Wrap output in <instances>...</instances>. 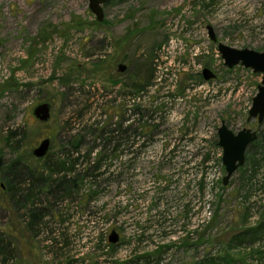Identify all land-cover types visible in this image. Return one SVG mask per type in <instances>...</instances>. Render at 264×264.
<instances>
[{"label": "rangeland", "instance_id": "1", "mask_svg": "<svg viewBox=\"0 0 264 264\" xmlns=\"http://www.w3.org/2000/svg\"><path fill=\"white\" fill-rule=\"evenodd\" d=\"M102 8L98 23L88 0H0V264H116L162 247L170 249L147 264L205 258L264 264V226L255 239L234 241L264 224V120H248L262 76L227 69L217 51L221 43L264 53V0H106ZM151 56V84L139 93L126 89L127 73L146 72L137 63ZM205 68L215 79L203 80ZM125 98L161 107L149 111L155 135L144 143L123 141V152L104 167L109 173L54 201L55 189H40L36 179L63 177L48 165L65 158L72 136H81L83 150L102 145L93 124L104 110L124 113ZM44 102L51 117L40 123L32 110ZM146 115L141 126L154 123ZM222 123L235 134L250 129L258 136L226 186L217 135ZM44 139L49 151L36 159L32 151ZM11 182L18 191L34 189V201L21 199L19 212L8 201ZM91 191L97 193L85 207ZM33 206L45 211L31 229ZM112 231L121 244L114 251L104 246L102 254L97 239L109 244ZM141 233L151 238L137 247Z\"/></svg>", "mask_w": 264, "mask_h": 264}, {"label": "trees", "instance_id": "2", "mask_svg": "<svg viewBox=\"0 0 264 264\" xmlns=\"http://www.w3.org/2000/svg\"><path fill=\"white\" fill-rule=\"evenodd\" d=\"M212 3L214 0H211ZM106 2V1H105ZM137 66L139 68L146 66V72H140L138 69H135V72H128V82L126 83L125 88L126 89H133L135 92L139 93L143 91L147 86L151 84V82L154 79V72H155V63H154V56H151L149 60L144 62L142 65L140 63H137ZM141 66V67H140ZM143 76V77H142ZM145 76V77H144ZM142 81L144 83H142ZM131 87V88H130ZM154 102L151 103L153 105ZM107 105V103H103V106ZM112 106V105H111ZM122 108L125 109V112L121 113L120 115L115 113L116 111H113V114L106 115L102 111V114L98 116V120L93 124L95 128L91 129V132L93 131L94 137H96L98 140H102V145H96L94 147H91L89 150H83V139L80 135H74L72 136L69 141L67 142V149L65 151L66 156L65 158H62L61 161H57L53 163L52 165H48V168H50L51 172L55 174V176H58L60 172L63 173V177H56V179L51 180V176L49 175L48 178H42L39 177L36 179V181L40 182L39 186L40 189L44 190L45 188H52L55 189V193H52V198L54 201L61 200L59 198V193L62 194H68L70 192H73L75 194L76 190H78V187L84 184L85 181L88 182L89 185H92L96 183V180L100 177H104L108 172V169L104 170V167L107 165H111L112 163L107 162L109 161L110 155H114L117 153H122L123 151L120 150L122 147L121 143L123 141L128 142H140L144 143L145 140H148V137L154 136L155 132L154 129L158 127V125H155V120L149 117V111H157L160 110V106H153V109H146L142 108L139 104L130 103L125 98L122 103ZM129 112V113H127ZM148 114L146 115V113ZM148 118L153 124H146L141 126V122L144 121L142 118L145 117ZM117 117H120L118 120ZM106 118V119H105ZM105 119V120H104ZM114 119H117V122L114 121ZM104 120V121H102ZM108 120V122H107ZM149 122V121H147ZM113 127V129H111ZM147 127V128H146ZM12 138V135L7 139V141L10 142V139ZM135 140V141H133ZM257 141V140H256ZM256 141L254 142L256 144ZM253 143V144H254ZM128 152V150H126ZM112 157V156H111ZM264 157V156H263ZM46 161H50V158L48 156L46 157ZM258 162V161H256ZM256 162H253V165L256 166ZM130 166V163L128 164ZM127 166L126 170H129L130 167ZM122 168L119 167V171ZM256 169V168H255ZM115 174V172H113ZM51 174V175H53ZM203 182V181H202ZM11 185L9 188H6L8 191V201L13 206V210L15 212L20 211V202L23 199L24 201L30 202L34 201V189L30 187L24 186L20 191L17 189V182L15 183L11 182ZM201 183V189L202 188ZM19 186V185H18ZM72 193V195H73ZM97 192L91 191L90 194L88 193V200L85 201V207L90 204V199L96 194ZM21 197H20V195ZM18 195V198H17ZM92 196V197H91ZM20 197V198H19ZM23 207V206H22ZM25 207V206H24ZM45 209L33 206L28 211V215L30 217L29 227L33 229L38 223L41 222V218L44 214ZM38 221V222H37ZM163 224L167 221L162 220ZM162 227L163 228V225ZM264 224H262L258 228L249 229L241 232L240 234H237L234 237V241H237L238 243H243L246 239H248L250 236H253L255 239L258 237L259 229L263 228ZM165 228V227H164ZM166 234V233H165ZM145 234H138L135 238V244L137 247L145 242L147 238H151V235ZM166 236V235H165ZM145 238V240H144ZM105 243V245H103ZM121 244L118 243L116 245H109L106 243L105 240H103V236L100 235V237L97 239L96 247L98 251H101L102 254H105L103 251L104 246H107L108 248H111V251H114L117 246ZM134 244L130 243V245ZM135 247V246H134ZM170 249V247H162L159 251H155L152 254L148 255H140L136 257L135 259L129 260L127 262L122 263H116V264H141L144 262L147 264L152 258L162 259V257L167 253V251ZM105 256V255H103ZM159 260V261H160ZM218 261V260H217ZM216 261L215 258H205L202 259L194 264H220ZM115 263V262H114Z\"/></svg>", "mask_w": 264, "mask_h": 264}, {"label": "water", "instance_id": "3", "mask_svg": "<svg viewBox=\"0 0 264 264\" xmlns=\"http://www.w3.org/2000/svg\"><path fill=\"white\" fill-rule=\"evenodd\" d=\"M106 0H88V8L94 15L96 21L101 23L104 19L103 4ZM208 36L211 42H216V37L211 26L207 27ZM217 51L223 61L224 67L233 69L240 66L249 69L254 74H261L262 79L257 87V93L252 99V104L248 112V120L255 119L258 124L264 120V53L255 52L249 49H234L221 43L217 44ZM126 66L119 64L118 73H124ZM202 77L204 81L215 79V74L209 69H203ZM32 116L40 123H46L51 117V105L49 103H40L32 110ZM218 146L222 149L221 162L225 170L222 179V185L226 186L231 176L244 165L245 151L247 147L257 140V132L250 129H242L238 133L230 131L224 123L217 129ZM49 140H42L34 148L32 155L36 159L44 158L49 151ZM2 161L0 158V171ZM119 241V235L112 231L108 236V242L116 245Z\"/></svg>", "mask_w": 264, "mask_h": 264}, {"label": "flooded vegetation", "instance_id": "4", "mask_svg": "<svg viewBox=\"0 0 264 264\" xmlns=\"http://www.w3.org/2000/svg\"><path fill=\"white\" fill-rule=\"evenodd\" d=\"M0 188L4 189L2 186H0Z\"/></svg>", "mask_w": 264, "mask_h": 264}]
</instances>
